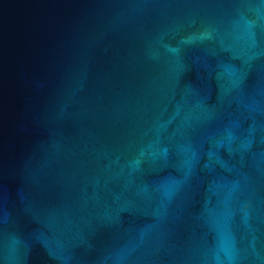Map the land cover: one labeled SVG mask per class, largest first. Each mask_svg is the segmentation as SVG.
<instances>
[{
	"label": "water",
	"instance_id": "water-1",
	"mask_svg": "<svg viewBox=\"0 0 264 264\" xmlns=\"http://www.w3.org/2000/svg\"><path fill=\"white\" fill-rule=\"evenodd\" d=\"M0 264H264V0H0Z\"/></svg>",
	"mask_w": 264,
	"mask_h": 264
}]
</instances>
